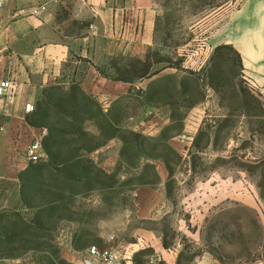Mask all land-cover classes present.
<instances>
[{
    "label": "rangeland",
    "instance_id": "obj_1",
    "mask_svg": "<svg viewBox=\"0 0 264 264\" xmlns=\"http://www.w3.org/2000/svg\"><path fill=\"white\" fill-rule=\"evenodd\" d=\"M156 1L155 44L143 57L98 50L101 69L111 77L135 82L163 73L148 90L133 88L114 107L120 127L140 137L129 136L124 144L101 138L90 121L85 125L97 136L90 144L102 143L91 158L108 174L118 169L117 177L100 175L73 195L55 230L31 231L41 247L0 264H96L89 252L94 246L117 251L122 264H172L164 252L175 255L176 264H264V200L257 173L248 167L264 158V84L248 70L264 63L255 59L258 38L246 35L256 23L243 19L233 26L228 13L207 20L214 9H230L232 1L240 8L248 0ZM37 8L49 19L34 33L40 43L75 45L87 31L90 19L79 0H11L0 14L10 10L11 24ZM225 41L242 51L243 69L226 67L231 83L216 90L207 76L215 49ZM243 87L262 105L247 104ZM34 214L27 211L26 219ZM7 238L0 223L2 254L10 253Z\"/></svg>",
    "mask_w": 264,
    "mask_h": 264
},
{
    "label": "crops",
    "instance_id": "obj_2",
    "mask_svg": "<svg viewBox=\"0 0 264 264\" xmlns=\"http://www.w3.org/2000/svg\"><path fill=\"white\" fill-rule=\"evenodd\" d=\"M79 4L90 22L86 33L75 45L63 41L40 43L33 37L48 24L43 8L31 9L28 15L11 24H7L10 10L8 14H0L3 16H0V81L10 79L14 83L13 103H8L6 96H0V214L20 213L26 218L27 211H34L23 200L21 173L34 164L26 157L27 148L36 141L43 142L49 130L31 124L34 110L26 112L25 107L31 104L35 109L45 88L61 86L70 89L78 85L97 100L106 113H113L114 107L133 88L146 91L163 75L160 72L135 82L115 80L101 73L98 61L99 49L101 54L109 56L143 57L147 53L156 39L159 15L156 0H79ZM231 5L230 9L222 6L210 11L207 20L228 13L233 26L239 25L243 19L256 23L246 35L258 38V48L254 52L255 57L257 54L260 57L255 59L264 60V0H248L240 8H236L235 1ZM225 42L236 45L233 41ZM25 43L24 49L22 45ZM218 44L221 43L213 47ZM237 50L242 52L239 48ZM248 70L259 84H264V63L250 65ZM163 255L172 259V264L177 263L175 255L168 252ZM21 256L0 253V259ZM197 264H205V261Z\"/></svg>",
    "mask_w": 264,
    "mask_h": 264
},
{
    "label": "trees",
    "instance_id": "obj_3",
    "mask_svg": "<svg viewBox=\"0 0 264 264\" xmlns=\"http://www.w3.org/2000/svg\"><path fill=\"white\" fill-rule=\"evenodd\" d=\"M226 50L232 53L225 54ZM211 61L212 67L207 77L211 87L216 90L223 83H231V77L225 75L226 67L237 64L239 69H243L242 57L232 44L218 46ZM101 73L115 80L133 82L125 76L111 77L102 69ZM230 73L233 77L238 75L233 69H230ZM241 91L246 95L247 104L262 105L260 98L245 87ZM115 118L113 113H106L100 103L78 85H73L70 89L50 86L43 90L30 123L49 130L42 142L47 159L31 164L21 173L23 200L28 208L34 210V217L29 222L20 213L0 214V223L5 227V234L10 239L8 242L11 246V256L24 255L41 247L42 242L34 241H38L39 235L31 231L36 230L37 226L55 230L57 224L66 218L63 214L64 207L67 208V203L73 199V195L81 193L87 186H92L100 175L117 177L118 169L108 174L91 158V153L102 143L90 144L97 136L85 128L86 122L93 121L100 131L101 138H120L124 144L129 141V136H141L139 133L122 129V118ZM125 153L124 145L121 155L124 156ZM248 167L249 172L257 173L260 196L264 200V158ZM31 237L33 239H30ZM262 247L264 248V239Z\"/></svg>",
    "mask_w": 264,
    "mask_h": 264
},
{
    "label": "built area",
    "instance_id": "obj_4",
    "mask_svg": "<svg viewBox=\"0 0 264 264\" xmlns=\"http://www.w3.org/2000/svg\"><path fill=\"white\" fill-rule=\"evenodd\" d=\"M9 2H11V0H0V10L6 7ZM13 91L14 83L12 80L3 79L0 81V96H6L8 103L14 102ZM25 110L26 112H31L34 110V107L28 104ZM44 156L43 144L40 141L32 143L26 150V157L32 163L42 160ZM89 252L95 259L96 264H122V259L119 257L117 251L113 249L101 250L94 246L89 249Z\"/></svg>",
    "mask_w": 264,
    "mask_h": 264
}]
</instances>
